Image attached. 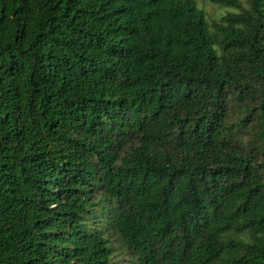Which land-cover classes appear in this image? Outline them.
<instances>
[{
    "label": "trees",
    "instance_id": "obj_1",
    "mask_svg": "<svg viewBox=\"0 0 264 264\" xmlns=\"http://www.w3.org/2000/svg\"><path fill=\"white\" fill-rule=\"evenodd\" d=\"M0 0V264H264V0Z\"/></svg>",
    "mask_w": 264,
    "mask_h": 264
},
{
    "label": "rangeland",
    "instance_id": "obj_2",
    "mask_svg": "<svg viewBox=\"0 0 264 264\" xmlns=\"http://www.w3.org/2000/svg\"><path fill=\"white\" fill-rule=\"evenodd\" d=\"M194 2H195L196 7L203 11L204 17L207 20H218L225 13L235 11V8L232 6L215 3L212 0H194ZM114 241L117 247L116 252L119 254L120 258H123L121 260V264H126L125 260L127 259V256L125 254L124 248L121 246L122 240L115 236Z\"/></svg>",
    "mask_w": 264,
    "mask_h": 264
}]
</instances>
